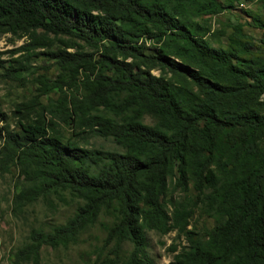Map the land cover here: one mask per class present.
I'll use <instances>...</instances> for the list:
<instances>
[{
    "label": "trees",
    "instance_id": "1",
    "mask_svg": "<svg viewBox=\"0 0 264 264\" xmlns=\"http://www.w3.org/2000/svg\"><path fill=\"white\" fill-rule=\"evenodd\" d=\"M223 9L218 0H0V33L40 46L67 38L54 54L58 79L69 88L79 83L82 93L70 94L61 109L65 105L68 118L86 135L111 139L122 151L62 143L38 119L21 125L19 134L0 130V165L19 161L30 171L33 184L19 198L32 203L67 191L81 203L64 224L48 233L33 231L16 260L37 262L42 246L74 244L100 213L112 212L117 219L104 243H114L115 260L108 264H152L146 231L184 236L186 247L170 264H264V155L253 144L264 133V112L239 105L229 113L193 104L181 93L189 90L163 77L179 76L182 86L190 79L216 96L264 95V68H242L236 56L210 48L197 33L193 17ZM144 40L157 46L153 54L145 53ZM99 110L111 117L96 114ZM144 114L158 117V123L142 124ZM237 128L242 135L235 142L234 169L218 175L212 169L218 135ZM175 176L183 188L192 182L193 205L215 219L205 239L187 230L190 207L180 202L170 215L166 211L168 183ZM124 242L132 248L118 263L116 250Z\"/></svg>",
    "mask_w": 264,
    "mask_h": 264
},
{
    "label": "rangeland",
    "instance_id": "2",
    "mask_svg": "<svg viewBox=\"0 0 264 264\" xmlns=\"http://www.w3.org/2000/svg\"><path fill=\"white\" fill-rule=\"evenodd\" d=\"M224 9L217 15H199L192 18L197 26V33L207 46L215 50L229 51L238 58L237 64L242 68H264V0H218ZM66 37H60L49 46H40L28 37L13 36L0 33V130L19 134L21 125L38 119L48 129V135L54 134L62 143H76L79 148L99 150L103 152L121 153L111 139H103L86 135L78 129L73 118H68V112L61 107L63 100L72 93H82L79 83L77 87L69 88L64 80L58 79L61 71L54 54L64 49ZM93 61L96 54L83 47ZM146 54H153L157 46L148 40L143 41ZM74 49H66V53L74 54ZM192 70V67L189 66ZM178 73V75H182ZM155 76L159 71H151ZM195 74L202 72L195 69ZM166 79L177 87L189 90L181 92L190 102L197 105H207L219 111L232 112L235 107L243 105L249 110L263 114L264 95L255 97L251 93L236 97L216 96L208 91L199 90L194 82L187 79L188 86H182L181 77H171L163 74ZM218 78V77H217ZM219 80V78H218ZM59 81L58 84H55ZM242 84V83H241ZM240 84V85H241ZM58 87H61L59 90ZM194 96V99L191 98ZM25 105L26 111L23 112ZM96 114L102 113L101 110ZM237 114V113H234ZM158 117L144 114L142 124L153 127L158 123ZM242 135V129L237 128L220 132L215 143L212 169L220 175L222 171L234 169L233 155L237 151L236 140ZM2 136H0V157L2 152ZM259 155H264V133L257 134L253 143ZM239 152V150L237 151ZM241 153V151H240ZM94 168L93 171H96ZM188 179L193 174L192 164L187 165ZM29 169L19 161L0 165V264H108L114 262L115 255L111 242L106 245L108 230L115 224V213H100L95 223L80 232L76 242L66 247L50 248L42 246L37 262L32 260H16L15 254L30 242L33 231L48 233L55 226L64 224L74 213L80 203L67 191L54 193L40 198L32 203H25L19 198L20 193L32 186L29 179ZM196 193L189 181L187 187L178 185L177 177L169 181L164 204L168 215L173 206L183 202L185 207L192 209L187 230L194 238L205 239L207 231L215 226L214 217L206 214L200 205H193ZM145 251L152 264H170L174 255L186 247L184 236L175 231L161 234L155 231L145 232ZM131 245L124 242L116 250L118 263L126 261ZM174 249L176 251H174ZM113 250V251H112Z\"/></svg>",
    "mask_w": 264,
    "mask_h": 264
}]
</instances>
